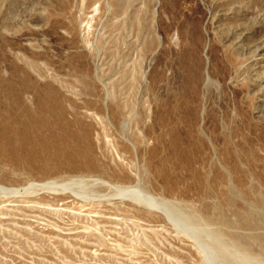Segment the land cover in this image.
<instances>
[{
	"label": "rangeland",
	"instance_id": "rangeland-1",
	"mask_svg": "<svg viewBox=\"0 0 264 264\" xmlns=\"http://www.w3.org/2000/svg\"><path fill=\"white\" fill-rule=\"evenodd\" d=\"M26 109L0 264H264V0H0V122Z\"/></svg>",
	"mask_w": 264,
	"mask_h": 264
},
{
	"label": "bare ground",
	"instance_id": "bare-ground-1",
	"mask_svg": "<svg viewBox=\"0 0 264 264\" xmlns=\"http://www.w3.org/2000/svg\"><path fill=\"white\" fill-rule=\"evenodd\" d=\"M25 114L32 120L29 122H22L20 120L17 123H13L12 121H5L4 123L0 122V143L5 147H9L8 150L10 153L15 155V161L21 162L20 159H24V161L31 163L32 156H34L38 150V148H34L33 145L39 142H45L44 138L42 137V130L44 128L47 130L50 129L45 126L47 123L45 119L40 117L34 118V115L31 113V111H29V109L25 110ZM49 133H51V131ZM25 144H31L30 148L23 149V147L25 148ZM1 151L2 150H0V155ZM5 152H7V149L2 151L3 154ZM183 219L189 224L194 218L188 217V220H186L183 216ZM217 235V233L211 234L213 241H216V237H218ZM242 264L254 263L245 260Z\"/></svg>",
	"mask_w": 264,
	"mask_h": 264
}]
</instances>
